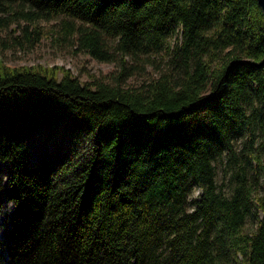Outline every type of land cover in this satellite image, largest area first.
<instances>
[{"label":"trees","instance_id":"trees-1","mask_svg":"<svg viewBox=\"0 0 264 264\" xmlns=\"http://www.w3.org/2000/svg\"><path fill=\"white\" fill-rule=\"evenodd\" d=\"M8 1L63 16L78 49L120 69L113 83L0 62L4 264H264L259 1ZM173 34L158 76L120 84L129 57L150 60Z\"/></svg>","mask_w":264,"mask_h":264},{"label":"rangeland","instance_id":"rangeland-1","mask_svg":"<svg viewBox=\"0 0 264 264\" xmlns=\"http://www.w3.org/2000/svg\"><path fill=\"white\" fill-rule=\"evenodd\" d=\"M33 11L27 4L19 1L0 0V62L9 66L38 65L54 67L62 75L70 69L82 81L104 79L116 83L115 74L120 67L114 61H102L85 50L77 48L75 32L70 30L63 16L47 17ZM177 34L168 39V46L155 52L151 59L141 63L128 58L129 71L119 81L124 87L140 85L158 76L168 65L169 47L179 42ZM41 140V139H40ZM43 142V141H41ZM42 143L31 141L32 154L40 153ZM218 182L222 187L227 180L219 165ZM10 167L7 162L0 163V264H4L9 242L10 216L14 203L6 196L7 178ZM196 187L190 197L197 196ZM257 220H248V229L256 227Z\"/></svg>","mask_w":264,"mask_h":264},{"label":"water","instance_id":"water-1","mask_svg":"<svg viewBox=\"0 0 264 264\" xmlns=\"http://www.w3.org/2000/svg\"><path fill=\"white\" fill-rule=\"evenodd\" d=\"M258 1H259L260 6H261L262 12L264 14V0H258Z\"/></svg>","mask_w":264,"mask_h":264}]
</instances>
